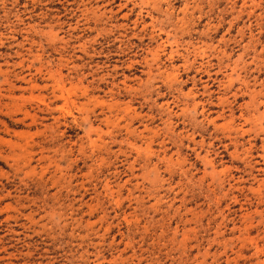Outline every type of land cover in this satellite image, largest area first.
<instances>
[{
    "label": "rangeland",
    "instance_id": "rangeland-1",
    "mask_svg": "<svg viewBox=\"0 0 264 264\" xmlns=\"http://www.w3.org/2000/svg\"><path fill=\"white\" fill-rule=\"evenodd\" d=\"M0 264H264V0H0Z\"/></svg>",
    "mask_w": 264,
    "mask_h": 264
}]
</instances>
